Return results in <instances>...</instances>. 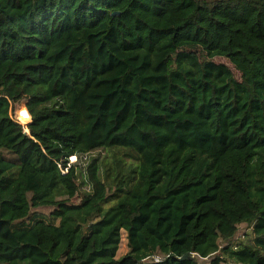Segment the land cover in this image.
<instances>
[{
  "label": "trees",
  "instance_id": "1",
  "mask_svg": "<svg viewBox=\"0 0 264 264\" xmlns=\"http://www.w3.org/2000/svg\"><path fill=\"white\" fill-rule=\"evenodd\" d=\"M203 260L264 264V0H0V264Z\"/></svg>",
  "mask_w": 264,
  "mask_h": 264
},
{
  "label": "rangeland",
  "instance_id": "2",
  "mask_svg": "<svg viewBox=\"0 0 264 264\" xmlns=\"http://www.w3.org/2000/svg\"><path fill=\"white\" fill-rule=\"evenodd\" d=\"M193 52V51H192ZM194 52H197V51H194ZM218 62H225V63H228L230 66H231V68L233 69V72L235 73V76L237 77V78H239L240 77V74L237 72V71H235V69L233 68V66L229 63V61L227 60V59H224V58H217L216 59ZM25 102V101H24ZM25 104H26V102H25ZM16 107V105H14L13 106V109H12V112H11V114H12V116L16 119L17 117H16V110L14 109ZM14 110V111H13ZM16 120H18V119H16ZM26 126V125H25ZM76 161H77V157H75V160H74V162H73V164H75L76 163ZM80 198H76L75 200L76 201H78ZM37 211H39V212H41L43 215H48L49 214V212L51 211V209H46V208H44V209H37ZM43 215H41L40 213H37V216L36 217H42ZM248 229V225L247 224H242V225H240V227H239V230H238V233H237V235H236V238H235V241H238L240 238L241 239H243L244 238V233H245V231ZM126 233H124V237H123V240H122V243H121V246H120V249H119V251H118V256H122V255H124L127 251H128V246H127V239H126ZM204 264H208V260H203L202 261Z\"/></svg>",
  "mask_w": 264,
  "mask_h": 264
},
{
  "label": "water",
  "instance_id": "3",
  "mask_svg": "<svg viewBox=\"0 0 264 264\" xmlns=\"http://www.w3.org/2000/svg\"><path fill=\"white\" fill-rule=\"evenodd\" d=\"M30 115H31V114H30ZM31 121H32V117H31ZM31 121H30V122H28V123H25V124H24V123H22V124L27 126V125H29V124L31 123ZM20 123H21V122H20ZM26 131H27V132H29V130H26ZM187 257H188V255H186L184 258H187Z\"/></svg>",
  "mask_w": 264,
  "mask_h": 264
}]
</instances>
